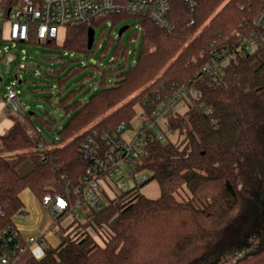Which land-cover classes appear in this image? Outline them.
<instances>
[{
	"label": "trees",
	"instance_id": "16d2710c",
	"mask_svg": "<svg viewBox=\"0 0 264 264\" xmlns=\"http://www.w3.org/2000/svg\"><path fill=\"white\" fill-rule=\"evenodd\" d=\"M19 1L1 0L0 7L10 9ZM169 1L172 31L139 20L143 35L134 66L125 63L114 70L109 86L101 73L100 88L84 102L76 98L78 91L62 93L59 104L67 120L50 145L30 115H10L12 126L0 136V233L23 213L24 190L39 201L67 193L75 201L73 190L86 168L81 145L89 134H112L120 124L130 125L138 101L144 118L168 107L156 124L161 138L145 141L132 170L145 172L147 179L111 199L104 193L103 209L83 222L73 219L61 226L62 216L60 244L43 246L40 258L26 250L21 264H217L231 250L244 251L232 264H264V45L224 64L216 84L203 72L260 5L256 0H201L190 13L182 0ZM125 18L130 19L111 15L91 27H68L41 44L86 54L96 45L87 49L89 28ZM53 61L61 65L53 72L65 76L57 78L61 87L79 73L80 81H93L84 73L86 66L73 73L77 62L68 57L57 54ZM184 87L186 96L177 100ZM25 163L31 168L20 173ZM149 182L157 184L156 198L139 192ZM182 191L188 199L179 201ZM88 228L104 233L102 244Z\"/></svg>",
	"mask_w": 264,
	"mask_h": 264
},
{
	"label": "built area",
	"instance_id": "2783aa9c",
	"mask_svg": "<svg viewBox=\"0 0 264 264\" xmlns=\"http://www.w3.org/2000/svg\"><path fill=\"white\" fill-rule=\"evenodd\" d=\"M182 1L187 11L193 13L201 0ZM256 1L260 6L253 11V17L239 25L238 30L228 37L227 44L216 52L214 60L203 68L213 84L218 83L224 64L236 62L264 45V0ZM15 5L10 12L0 7V36L8 43H27L32 38L38 44L46 43L56 40L61 30L80 25L91 27L94 21L111 15L128 16L138 23L141 19H148L159 29L167 32L173 29L168 20L169 0H20ZM193 23L191 18L190 25ZM26 67V64H19V69ZM186 90V87L180 89L176 99L185 97ZM196 96L201 97L200 93ZM0 104L11 114H25L15 87L0 94ZM167 109L163 106L153 111L150 118H144L141 109L130 125L120 124L112 134L93 131L86 137L81 145L86 168L79 185L73 190L75 201L71 202L69 193L57 196L47 194L40 201L54 223L57 224L66 215L75 220H85L91 212L98 213L103 209L107 202L104 193L111 199L147 179L145 172L133 174L132 170L143 154L145 141L154 135L161 138L156 124ZM126 174L132 178L131 187L121 181L123 176L127 177ZM118 175L119 178L115 179ZM42 243L41 237L22 238L14 224L10 223L0 233V264H21L20 258L26 250L40 258L31 246Z\"/></svg>",
	"mask_w": 264,
	"mask_h": 264
},
{
	"label": "rangeland",
	"instance_id": "374dc122",
	"mask_svg": "<svg viewBox=\"0 0 264 264\" xmlns=\"http://www.w3.org/2000/svg\"><path fill=\"white\" fill-rule=\"evenodd\" d=\"M111 25L112 20H107L99 26L92 27L96 45L86 54L54 49L38 44L34 39L27 43H8L3 41L0 36V78L2 80L0 81V94H4L11 87L16 88L25 109V114L30 115L33 119L36 129L40 132V136L46 145H50L55 141L57 138L56 130L67 120V115L59 104V99L64 91V93L68 90L78 91L76 98L84 102L89 94L100 88L101 73H105L106 86H109L115 80L116 72L114 70L124 66L125 63L128 67L135 65L141 50L143 35L141 24L133 18H125L119 23ZM123 27H127V29L119 36V30ZM117 44H119L118 47ZM124 49H127L125 55L122 52ZM57 54H62L71 61L77 62L72 68L73 73H76L79 67L86 66L84 73L92 78L93 81L87 79L80 81L82 73H79L69 79L66 83L67 85L61 87L57 78L60 77L65 80V76H61V73L57 75V73L53 72L55 68L61 67L59 62L53 61ZM8 56H11L13 60L7 63ZM19 64H26L27 67L19 69ZM133 109L135 114L139 115L141 113L139 101L134 104ZM127 129L130 128L128 127ZM41 147L43 148V145ZM2 154L7 155L6 152ZM30 168L29 163L22 164L19 166V172L25 173ZM119 176L115 177V179L119 178ZM135 176L137 177L138 175ZM121 181L126 182L130 187L132 185V178L129 175L127 177L123 176ZM139 192L149 198H156L159 195L155 182H149L139 187ZM23 197L25 202L31 201L37 206V211L34 212L36 217L46 213V209L30 190H25ZM176 198L179 201L188 199V193L182 191L176 195ZM26 210L23 207V211L26 212ZM23 217L24 215L22 214L15 216L14 225L16 228H20L19 220L20 218L23 219ZM72 221V216L66 215L59 222L61 226H66ZM79 221L83 222V220ZM75 227L72 225L71 229ZM87 231L99 244H102L101 234L104 236V233L100 229L95 232L88 228ZM256 243L255 241L254 244ZM243 253L244 251L235 252L231 250L221 256L217 264H232L236 260L234 258L240 257ZM205 264L215 263L210 260Z\"/></svg>",
	"mask_w": 264,
	"mask_h": 264
},
{
	"label": "crops",
	"instance_id": "0c3cea01",
	"mask_svg": "<svg viewBox=\"0 0 264 264\" xmlns=\"http://www.w3.org/2000/svg\"><path fill=\"white\" fill-rule=\"evenodd\" d=\"M10 115L11 113L5 109L2 104H0V136L4 135L12 126ZM24 192L25 190L20 194V199L23 203L24 209L27 210L26 212L23 211L22 215H24V217L23 219L20 218L19 220V224L21 226H19V229H16L22 238L27 239L30 237H41L43 239V243L41 245L31 246V249L34 251L35 255L41 257L43 255V246L55 248L60 244V238L58 235L59 224L54 223L51 214L48 213L47 210L45 211V214H41L40 216L36 217L34 212L37 211V206L31 203V201H24ZM14 218L12 221L13 224ZM35 219L37 220L35 221Z\"/></svg>",
	"mask_w": 264,
	"mask_h": 264
},
{
	"label": "water",
	"instance_id": "95a60500",
	"mask_svg": "<svg viewBox=\"0 0 264 264\" xmlns=\"http://www.w3.org/2000/svg\"><path fill=\"white\" fill-rule=\"evenodd\" d=\"M8 12H10V9H8ZM127 29V27H123L119 30V33L118 35L120 36L122 34L123 31H125ZM94 43V30L92 28H89L88 29V33H87V49H91L92 45ZM12 60V57L11 56H8L7 57V63ZM0 81L1 78H0Z\"/></svg>",
	"mask_w": 264,
	"mask_h": 264
}]
</instances>
